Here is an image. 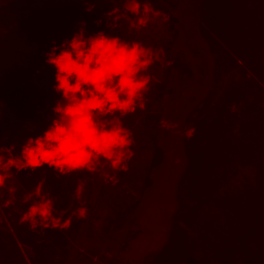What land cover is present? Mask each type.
<instances>
[{
    "label": "trees",
    "instance_id": "trees-1",
    "mask_svg": "<svg viewBox=\"0 0 264 264\" xmlns=\"http://www.w3.org/2000/svg\"><path fill=\"white\" fill-rule=\"evenodd\" d=\"M195 5V27L209 61V85L183 122L182 166L173 180L176 206L165 242L145 264H264V0H196ZM86 7L74 0H0V134L5 147L14 145V155H19L29 137L47 128L46 119L59 98L52 90L54 69L45 64L44 56L52 41L59 44L71 38L81 21L89 33L107 32V4H95L91 13ZM96 20L102 23L97 26ZM175 22L174 16L169 19L171 28ZM170 46L162 64L161 84L166 86L175 74L182 89L198 84L192 78L191 64L177 52L169 53ZM164 93L173 90L162 87L159 96ZM136 113L141 117L140 128L156 130V116ZM126 124L133 128L129 118ZM151 136L152 144L145 148L148 157L140 178L142 190L152 187L151 173L167 161L154 141L156 133ZM80 175L83 172L59 176L45 167L16 173L15 183L23 195L44 180L45 192L55 198L56 214L67 210V218L75 208L91 207L90 188L84 199H75ZM86 183L85 178L84 187ZM16 197L11 212L5 208L0 215V264L36 263L41 248L33 236L50 248V256L39 263L68 264L73 253L67 249L66 238L75 236L87 217H73L66 231H33L19 223L28 205ZM19 246L28 251V263Z\"/></svg>",
    "mask_w": 264,
    "mask_h": 264
},
{
    "label": "clouds",
    "instance_id": "clouds-1",
    "mask_svg": "<svg viewBox=\"0 0 264 264\" xmlns=\"http://www.w3.org/2000/svg\"><path fill=\"white\" fill-rule=\"evenodd\" d=\"M28 2V0H16ZM44 2V0H34ZM88 5L91 13L94 5H111L106 16L108 32L87 31L81 21L71 38H65L44 53L45 64L54 69L53 92L59 97L51 108L47 128L41 135L29 137L14 155V145L4 146L0 134V215L3 209L16 203L20 190L15 174L36 172L43 168L53 170L59 176L75 173H94L104 162L113 172L127 171V161L132 158L134 139L123 120L145 108V96L150 91L153 77L150 69L158 53L141 41H126L112 29L120 27V21L135 17L129 28L140 31L155 19L169 20L178 14L179 7L165 12L161 3L182 5L187 8L191 0H74ZM99 26L102 21L96 20ZM3 24L0 22V38ZM2 74V72H0ZM2 102V101H0ZM3 113L0 112V124ZM166 128L175 127L162 121ZM15 170V173L13 172ZM84 185L78 184L75 199L82 200ZM22 204L28 205L20 215L19 223L30 229H70L73 217L85 219L88 209L80 206L65 217L67 210L55 207V198L45 192V181H39L33 190L22 195ZM71 208V205H69Z\"/></svg>",
    "mask_w": 264,
    "mask_h": 264
},
{
    "label": "rangeland",
    "instance_id": "rangeland-1",
    "mask_svg": "<svg viewBox=\"0 0 264 264\" xmlns=\"http://www.w3.org/2000/svg\"><path fill=\"white\" fill-rule=\"evenodd\" d=\"M195 4L196 0H191L190 6L184 8L182 5L171 7L161 3L163 10L172 11L176 7L180 8L179 13L173 15L176 22L172 24V28L169 20L155 19L147 28L136 31L129 28V23L134 21L135 17H129L120 21V27L112 29L123 40L141 41L146 47L160 54L150 69L153 82L145 96V105L146 103L151 105L148 108L145 106L143 110L137 108L142 114L146 111L156 116L154 125L156 130L142 126L140 128L141 117H138L136 112L127 116L123 120L124 126L128 128L126 120L129 118L131 124L129 127L133 128L128 129L131 130L133 139H136L134 155L127 162V171L113 172L110 166L102 162L97 168V173H92L89 177L88 172H83L85 177L80 175L77 178L76 187L83 184L86 178L83 195L88 194L90 188L91 207L88 209L86 221L81 226L82 229L75 236L71 234L68 235L69 239L66 238L67 249L73 253L68 259V264H145L167 238L170 217L176 206L173 180L182 166L181 129L192 105L203 98L209 85V61L195 27ZM110 10L111 5H107V12ZM169 43L171 45L169 53L177 52L191 64L192 78L199 80L198 84L182 89L184 85H179L175 81L176 74H173L174 79L170 78L166 82V86L161 84L162 64ZM162 87L173 90V93L159 96ZM38 93L43 94L41 91ZM162 121H167L175 127L166 128ZM151 135L163 149L167 161L162 168L159 167L151 173V177L154 178L152 187L142 190L140 178L148 157L145 156L148 151L145 148L151 143L148 136ZM16 195L21 198L22 194L17 192ZM14 207L15 205L8 210ZM33 240L39 244L38 248H41L39 260H43L44 256L49 257L50 248H44V245L39 243L42 238L33 236ZM19 247L23 260L28 263L30 256L28 251L23 246ZM58 250L61 251L60 248ZM39 260L34 264H41Z\"/></svg>",
    "mask_w": 264,
    "mask_h": 264
}]
</instances>
